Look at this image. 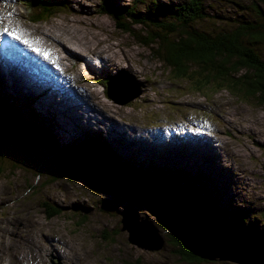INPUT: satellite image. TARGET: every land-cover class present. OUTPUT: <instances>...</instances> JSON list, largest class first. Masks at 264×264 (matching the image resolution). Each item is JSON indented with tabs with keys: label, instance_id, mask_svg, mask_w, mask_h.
I'll list each match as a JSON object with an SVG mask.
<instances>
[{
	"label": "rangeland",
	"instance_id": "rangeland-1",
	"mask_svg": "<svg viewBox=\"0 0 264 264\" xmlns=\"http://www.w3.org/2000/svg\"><path fill=\"white\" fill-rule=\"evenodd\" d=\"M68 1V6L45 21V23L55 21L52 27L55 26L56 30L47 27L42 32L54 41H58V44L63 43V39L66 38L88 43L87 49L79 50L85 51L88 58L81 59L79 63L76 60L79 59L78 56L71 57L69 51L67 52L61 45L57 46L58 54L61 56L58 55V60L63 62L64 56L61 54L66 55L65 60L72 64L81 87L89 86L87 89L89 97L85 100L73 96L74 89L66 91L74 97L71 100L66 97L67 94L63 96L65 100L60 97V93L55 96L57 97L55 99L61 104L65 103L66 107H69L70 101L79 106L83 113L80 112L78 117L76 115L74 117L64 104L53 106L54 100H51L47 107L38 101L36 103L49 113L51 109L58 118L54 116L55 125L61 124L71 131V135L82 134L80 128H78L79 132L74 127L88 125L85 120L90 123L105 124L111 133L138 134L137 128L125 129L118 126L117 118L123 119L126 124H136L138 128L148 129L150 126L147 124L156 125L160 118L169 116L165 113L163 115V106L169 104H174L179 109H188L189 112H195L197 115L213 118L216 120V125L211 127L218 136L212 138L213 141L209 139L205 142L217 146L207 150L206 144L199 142L195 147H189L186 152V154L190 153L188 159L190 168L186 167L189 169V174L202 175L208 177V180L193 179L191 183L193 182L194 186L206 187V194L218 198L223 207L242 206L251 209L253 216L259 219L258 226L264 232V219L257 215L264 206V105L254 98L235 95L227 87L216 88L209 85L204 86L203 90H196L187 79H174L169 71L163 69L164 64L161 61L148 56L147 46L137 43L127 32L115 27L114 18L101 11L100 0ZM132 1L112 0L113 3ZM210 1L215 4V7H210L211 9H222L227 14L234 15L238 8L235 2L229 0ZM242 1L247 5H253L248 9L252 19L261 18L262 14L264 17V0ZM257 6L258 11L255 12ZM203 21L207 26L212 25L211 18ZM21 22L37 30L26 21L21 20ZM101 57L105 59L104 62ZM110 68L113 69L112 72L124 70L127 73L126 77H121L125 80L123 84L130 85L131 90L127 92L122 90L121 95L134 94V96L120 101L108 95L107 88L97 76ZM105 77L106 75L102 80ZM8 82L15 89H24L23 86L16 87L11 79H8ZM201 91L209 95L206 97ZM45 97L47 94L40 99L43 103L47 102ZM86 106H90L88 114L84 112ZM16 107L20 114L26 115V119L32 118L33 113L29 108H24L21 104ZM222 109L225 114H221V118L219 113ZM65 112L67 117L60 119L61 114ZM49 118L53 126L51 131L57 139L56 143L65 147V140L61 135V132L63 133L61 130L65 129L56 128L51 115ZM70 131L67 133L70 134ZM47 134H49L48 130ZM15 138L20 141H15L16 139L13 138V141L5 142L0 139V145L3 143L2 145L11 146L5 147L7 150H4L6 152L10 150L8 156L11 154L12 157L13 151H16L23 157L13 160L18 166L13 165L12 168L5 169V173H0V264H128L137 258L140 264H241L232 259L219 257L195 262L185 259L178 253L175 243L169 238L165 228L159 226L151 212L139 204L132 197L133 195L118 196L109 186L92 190L88 182L80 176L52 179L49 176L50 172L64 161L63 156L52 155L47 152V148L30 144L29 137L24 133L17 132ZM120 140L123 141L122 137ZM196 147L205 151L199 154ZM108 150L112 153L110 148ZM43 154L46 157H43ZM205 154H211L208 157L210 164L207 166L202 162ZM150 156L156 157L154 153L147 157L150 159ZM163 156L169 160L157 158L156 164H152L148 173L151 175L166 173V170L160 166L163 161H170L171 164L175 162L178 166L183 163L180 157L165 154ZM10 159L6 156L1 158L4 163L10 162L8 161ZM43 163L42 172H39L37 169ZM27 178H31L30 180L37 184L41 182L44 184L33 192V189L27 187ZM215 186L218 189H215ZM44 199L59 204L64 212L54 218H47L42 204L39 203ZM102 199H105L109 206L103 205ZM129 206L137 211L139 218H147L148 222L156 225L157 230L154 232H158L164 240L160 248L143 245L131 238L128 225L134 221V218L133 213L128 210ZM79 209L81 212L87 211L88 216L80 225L78 220L81 217L76 215ZM222 224L227 227L225 223ZM147 225L148 223L142 227V230L151 231ZM202 225L203 223L197 225L196 233L203 232ZM211 227L218 228V232L232 235L221 224L212 223ZM104 230L110 235V239L102 236ZM208 245L212 246L213 243ZM60 256L63 258L59 259Z\"/></svg>",
	"mask_w": 264,
	"mask_h": 264
},
{
	"label": "trees",
	"instance_id": "trees-1",
	"mask_svg": "<svg viewBox=\"0 0 264 264\" xmlns=\"http://www.w3.org/2000/svg\"><path fill=\"white\" fill-rule=\"evenodd\" d=\"M42 1L37 7V17L49 18L68 6V0ZM229 1L235 2L238 7L234 15L222 9H211L215 4L210 0H133L130 3L101 0L99 7L102 12L114 18L117 29L127 32L137 43L147 46L148 56L161 61L163 69L169 71L174 79H187L196 90H203L204 86L209 85L227 87L235 95L254 98L264 105L263 14L261 18L252 19L248 9L253 5H247L242 0ZM255 9L257 12L258 6ZM210 18L212 25H205L203 19ZM15 131L26 134L30 144L45 147L52 155L63 156L62 164L59 163L50 172L52 179L80 176L92 190L109 186L118 196L133 195L139 204L151 212L159 226L165 228L178 253L189 261L206 260L194 251V243L191 241L196 235L194 230L202 222L207 227L212 223L221 224L227 231L241 238L264 241V232L258 226L259 219L253 216L251 209L242 206L223 207L218 198L206 194V187L194 186L191 183L193 177L185 173L151 175L143 168L130 166L99 141H81L61 147L56 143L57 139L51 129L39 126L36 121L31 124L20 114L16 105L0 95V139L13 141V138L16 139ZM2 144L0 173H5V169L18 166L13 160L23 157L13 150L12 157L15 158L10 157L11 154L8 156L10 150H4L11 146ZM21 146L25 148L23 144ZM4 156L11 158L8 160L10 162L4 163L1 160ZM42 156L46 157L44 154ZM43 166L44 163L40 164L37 170L42 172ZM30 179H26V184L33 192L44 184H37ZM102 201L103 205H108L105 199ZM39 203L49 219L64 212L59 204L50 200L44 199ZM128 210L133 213L134 221L127 225L137 230L136 224L147 218H139L137 211L130 206ZM80 212L79 209L78 214L75 213L81 217L78 225L88 218L87 211ZM257 215L264 219V206ZM153 226L157 229L156 225ZM142 227L145 224H141L137 232L142 231ZM102 236L110 239L106 230ZM134 260L128 264H140L138 258Z\"/></svg>",
	"mask_w": 264,
	"mask_h": 264
},
{
	"label": "water",
	"instance_id": "water-1",
	"mask_svg": "<svg viewBox=\"0 0 264 264\" xmlns=\"http://www.w3.org/2000/svg\"><path fill=\"white\" fill-rule=\"evenodd\" d=\"M126 74L127 73L125 72L119 73L118 75L113 76V79L108 82V94L116 100H128L130 97L134 96V94L131 96H127V94L121 95L118 91V89L124 85V78L121 76L126 77ZM114 79H116V81ZM144 223H149L147 227H149L152 232L149 230L137 232L138 229L135 230L133 227L129 226L128 229H130L131 238L143 245H153L155 246L154 248H160L163 245L164 240L159 236L158 232H154L157 229L150 222L144 220L142 223H137V226L134 227L137 228ZM209 227L211 226H208V228ZM217 230L218 228L213 227L211 231H208L207 233L200 231L198 235L193 237L192 242L195 243L194 251L198 255L209 259L216 257L221 259H232L241 264H264V241L250 238H238L233 234H225L218 232ZM155 233L156 235H154ZM211 243H213V245L209 246L208 244Z\"/></svg>",
	"mask_w": 264,
	"mask_h": 264
},
{
	"label": "bare ground",
	"instance_id": "bare-ground-1",
	"mask_svg": "<svg viewBox=\"0 0 264 264\" xmlns=\"http://www.w3.org/2000/svg\"><path fill=\"white\" fill-rule=\"evenodd\" d=\"M55 36H57L58 37V35H56V34H54ZM56 37V38H57ZM54 40V39H53ZM61 41V40H60ZM59 41V42H60ZM58 42V41H57ZM63 43H59L61 46H62V48L63 49H66L67 50V52L68 53H71V57H73V56H78L79 57V59H76L77 60V62L79 63L80 62V60L81 59H86L87 60V58H88V55H87V53L85 52V51H79V50H82V49H87L89 46H88V43H86V42H84V41H82V40H68V38H66V39H63V41H62ZM73 50V51H72ZM74 51H75V54H74ZM59 55V54H58ZM60 56V55H59ZM61 57V56H60ZM101 60L104 62L105 61V59L104 58H102L101 57ZM8 66L10 67V65L8 64ZM10 74H12L11 72H9ZM11 81H12V83H14L15 85H16V87H18V88H21L22 86H23V88H25V87H28L27 85V82L23 79V77L22 76H20V77H18V78H16L14 75H12V78H11ZM35 88H39L38 86H34ZM70 90V89H69ZM68 90V91H69ZM122 90H124V91H129V90H131V88H130V85H123V86H121L119 89H118V91H122ZM41 92V91H40ZM40 92H36L35 94L36 95H38ZM60 93V97L61 98H63L64 100H65V98L63 97V96H65V94H67V98L68 99H72V98H74V97H72L71 95H69V93H67L66 91H60L59 92ZM71 93V92H70ZM52 94H47V97H45V101H47V102H49L50 103V101L51 100H54V103H53V106H54V104L55 105H62V104H64L65 106V108H67L71 113H72V115L75 117V115L78 117V116H80V112H82L80 109H79V106H77V105H75V103L73 102V101H70L69 102V107H66V104L65 103H60V102H58L57 101V99H55V98H57V97H55V96H57L58 94H56V95H52ZM42 97H44V96H42ZM59 99V98H58ZM60 100V99H59ZM63 102V101H62ZM88 103V102H87ZM51 105V104H50ZM81 106V105H80ZM88 107L90 108V106H86V111H84L85 113H87L88 114ZM83 113V112H82ZM71 118V117H70ZM84 122H87V123H89L88 125H92L93 123H90V122H88V121H84ZM86 125V124H85ZM24 139V138H23ZM18 141H20V139H18ZM202 223H204V222H202ZM144 224H146V223H144ZM149 224V223H148ZM205 228V229H204ZM224 228V227H223ZM213 229V227H209V228H207V226L206 227H203V232H208V231H211ZM225 229V228H224ZM194 232H196V230H194ZM194 235H195V233H194ZM196 235H198V233H196ZM194 237V236H193ZM193 237H192V239H193ZM192 241V240H191ZM193 243V242H192Z\"/></svg>",
	"mask_w": 264,
	"mask_h": 264
},
{
	"label": "clouds",
	"instance_id": "clouds-1",
	"mask_svg": "<svg viewBox=\"0 0 264 264\" xmlns=\"http://www.w3.org/2000/svg\"><path fill=\"white\" fill-rule=\"evenodd\" d=\"M208 226H211V224H209ZM228 232H231L230 230Z\"/></svg>",
	"mask_w": 264,
	"mask_h": 264
}]
</instances>
